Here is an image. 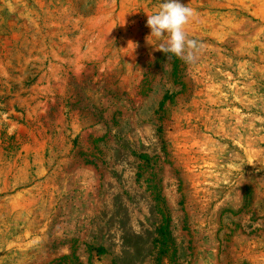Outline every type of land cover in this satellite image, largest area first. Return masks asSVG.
Wrapping results in <instances>:
<instances>
[{"label":"rangeland","instance_id":"374dc122","mask_svg":"<svg viewBox=\"0 0 264 264\" xmlns=\"http://www.w3.org/2000/svg\"><path fill=\"white\" fill-rule=\"evenodd\" d=\"M180 2L0 0V264H264V0Z\"/></svg>","mask_w":264,"mask_h":264},{"label":"clouds","instance_id":"9594fccd","mask_svg":"<svg viewBox=\"0 0 264 264\" xmlns=\"http://www.w3.org/2000/svg\"><path fill=\"white\" fill-rule=\"evenodd\" d=\"M194 15L193 9L180 0H164L159 12L148 15L147 26L151 35L157 39L167 37L166 44L161 43L157 50L173 54L185 62H192L195 57L188 49H195L196 41L187 37L185 25Z\"/></svg>","mask_w":264,"mask_h":264},{"label":"trees","instance_id":"16d2710c","mask_svg":"<svg viewBox=\"0 0 264 264\" xmlns=\"http://www.w3.org/2000/svg\"><path fill=\"white\" fill-rule=\"evenodd\" d=\"M161 129L159 128V133H161ZM164 147V146H163ZM140 160H143L145 163L149 162L147 157L140 156ZM156 205V209L158 213L161 215V225L157 229V243L159 244V254H165L168 252L170 248V231H169V215L167 209L165 207V202L161 197L160 193L154 189H151Z\"/></svg>","mask_w":264,"mask_h":264}]
</instances>
